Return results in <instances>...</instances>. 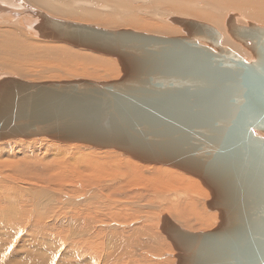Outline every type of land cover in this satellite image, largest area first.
Returning <instances> with one entry per match:
<instances>
[{
    "label": "water",
    "instance_id": "1",
    "mask_svg": "<svg viewBox=\"0 0 264 264\" xmlns=\"http://www.w3.org/2000/svg\"><path fill=\"white\" fill-rule=\"evenodd\" d=\"M29 11L21 18L33 35L113 57L121 75L100 82L0 76V142L46 137L112 148L192 175L218 221L192 232L163 213L160 230L175 264H264V26L225 20L252 56L244 59L220 44L213 26L193 19L168 17L184 32L169 37Z\"/></svg>",
    "mask_w": 264,
    "mask_h": 264
},
{
    "label": "bare ground",
    "instance_id": "2",
    "mask_svg": "<svg viewBox=\"0 0 264 264\" xmlns=\"http://www.w3.org/2000/svg\"><path fill=\"white\" fill-rule=\"evenodd\" d=\"M0 1V76L28 82L47 79L45 73L55 71L54 65L98 79V71L115 79L121 75L115 58L33 35L21 18L29 10H45L57 20L169 37L183 34L166 22L168 17L193 19L213 26L220 44L244 59L252 56L232 40L225 20L264 26V0ZM138 10L154 13L158 20L137 16ZM32 139L37 143L31 144ZM32 139L0 142L9 151L0 161V264H164L175 253L160 230L163 213L174 221L187 219L197 227L192 225V231L187 223L192 232L213 229L216 215L218 221V213L203 210L202 198L209 196L192 175L167 165L149 167L113 149L51 142L58 146L51 151L45 138ZM148 198L158 204L154 212H149ZM139 220L143 223L135 226ZM62 222L70 227L62 229ZM120 227H129L128 234Z\"/></svg>",
    "mask_w": 264,
    "mask_h": 264
},
{
    "label": "rangeland",
    "instance_id": "3",
    "mask_svg": "<svg viewBox=\"0 0 264 264\" xmlns=\"http://www.w3.org/2000/svg\"><path fill=\"white\" fill-rule=\"evenodd\" d=\"M3 1H0V3H2ZM196 8H200V9H205V8H203V7H196ZM44 11V13H46V14H48V15H50L47 11H45V10H43ZM139 11V10H138ZM157 12V11H156ZM147 13V14H146ZM158 13V12H157ZM137 16H140V17H143V18H148L149 20H151V21H156V20H158V16H156L155 17V15H154V13H150V12H147V11H139L138 13H135ZM171 15V14H170ZM66 21H72V22H78V23H82V22H79V21H76V20H66ZM168 20H166V22H167ZM168 23H169V21H168ZM169 24H171V22L169 23ZM171 25H173V24H171ZM174 26L175 27H177L178 29H180L181 31H182V34L184 35V32H183V30H182V28L180 27V26H178V25H176V24H174ZM121 28H123V27H121ZM124 28H129L130 29V27H124ZM123 28V29H124ZM137 31H139V30H137ZM144 33H149V32H146V31H144ZM151 34V33H150ZM233 40V39H232ZM234 42H235V40H233ZM60 43H64V42H60ZM236 43L237 44H239L241 47L243 46L241 43H239V42H237L236 41ZM242 48H245L244 46L242 47ZM84 49H82L81 51H83ZM247 50V49H246ZM248 51V50H247ZM88 52V51H87ZM90 52V51H89ZM90 53H93V54H95L94 52H90ZM96 55H101V54H96ZM102 56H104V55H102ZM113 58V57H112ZM53 67H55L54 68V70L55 71H53L52 70V72H49V73H45L46 74V76H48V78L47 79H45L44 78V80L43 79H41V80H43V81H45V80H52V81H60V80H57V77L59 76V77H61V78H59V79H61V80H72V79H75V77L76 78H82L83 77V79H91L92 81H96V82H100V81H107V80H111V78L112 79H115V78H113L112 76H109L108 75V73L107 72H103V71H101V72H103V73H101L100 71H98V76L100 77L99 79L98 78H94V77H87V76H82L81 74H79V73H73L72 71H67L64 67L62 68V66H53ZM61 67V68H60ZM29 69H33V67L31 68V67H28ZM35 69H33V72H36L37 70H36V68L37 67H34ZM62 69L61 71L59 70V69ZM36 70V71H35ZM64 71H66V72H64ZM56 74H55V73ZM67 72H68V74H67ZM61 73H63L62 74V76H61ZM64 73H65V75H64ZM73 73V74H72ZM67 74V75H66ZM70 74V75H69ZM73 76H72V75ZM96 74H97V71H96ZM102 74H104L103 75V77H102ZM50 75H52V76H54L55 77V75H56V77L54 78V77H52L51 78V76ZM69 75V76H68ZM70 76H72V77H70ZM78 76V77H77ZM80 76V77H79ZM107 79V80H106ZM260 133V132H259ZM256 134H258L257 132H256ZM258 135H260V136H262L263 134H258ZM46 142H48V147H49V149L52 151V150H54V149H57L58 148V146L57 145H52L51 144V142L52 143H57L56 141H53V140H50V139H48V138H46V137H42ZM20 138H18V139H14L15 141H17V140H19ZM32 139V138H31ZM22 140V139H21ZM29 140V139H28ZM23 141H27V140H23ZM36 141H38L37 139H32V140H30V142H31V144H36L37 142ZM59 143V142H58ZM80 145H86V144H80ZM87 146H90V145H87ZM90 147H93V146H90ZM93 148H96L97 149V147H93ZM99 149H101V150H105V148H99ZM107 149V148H106ZM109 149H112V148H109ZM112 151H114V152H116V153H118V154H121V155H124L125 156V153H122V152H120V151H117V150H115V149H113ZM8 154H9V151L8 150H6L5 148H3V146H0V161L2 162V161H4V159L8 156ZM131 157V156H130ZM139 163H141V164H144V165H146V166H149V167H151V165H155V164H146V163H142V162H140V161H138ZM175 169V168H174ZM177 172H179V173H182V171H178L177 169H175ZM182 174H184V173H182ZM200 187L202 188V190H205V191H203V192H205V193H207L206 195H208L209 197H207L206 199H208V198H210V195L208 194L209 192L207 191V189L206 188H203L204 186L203 185H201V183H200ZM207 191V192H206ZM203 197H205V195L203 196ZM203 200V201H202ZM202 203H204V204H202V206H203V210H207V211H209L210 212V210H208L207 209V207H206V204H205V199H203L202 198ZM145 200L143 199V202H144ZM147 201H149V198L146 200V203H147V205H150V209H149V212L150 211H153V210H157V206H158V204H150V203H148ZM152 205H154V206H152ZM152 206V207H151ZM147 209V208H146ZM206 211V212H207ZM214 211L215 210H213V213H214ZM154 212V211H153ZM152 212V213H153ZM204 212V211H203ZM211 212H212V210H211ZM211 212L210 213H208V215L210 214V215H212L211 214ZM215 213H217V211H215ZM206 214V213H205ZM153 215V214H152ZM159 215V214H158ZM213 220H215L214 218H212ZM179 219H177L176 218V220L175 221H178ZM186 221V222H185ZM212 221V220H211ZM210 221V222H211ZM216 221H217V215H216V220L214 221V223H216ZM213 222V221H212ZM143 223V220H139L138 222H135V226L136 225H140V224H142ZM178 223H180V224H182L183 226H185V228L184 229H186L187 228V226L189 227L190 225H191V229H193V227L195 226V228L197 229V227H196V225H194L193 223H191L190 221H187V219L186 220H184V222H183V220L181 219V220H179L178 221ZM187 223H191L190 225H188ZM185 224V225H184ZM182 225H181V227H182ZM187 225V226H186ZM192 225H193V227H192ZM68 227H70V223L69 222H62V229L64 228H68ZM78 227H79V225H78ZM128 228L129 227H125V228H122V227H120V228H118L117 230H119V231H121L122 232V234H124V235H127L128 234ZM132 228V227H131ZM183 228V227H182ZM109 229H111V228H109ZM196 229H193L192 231H196ZM186 230H188V229H186ZM189 231V230H188ZM163 234V233H162ZM161 234V235H162ZM163 236L166 238V236L163 234ZM167 239V238H166ZM168 240V239H167ZM169 241V240H168ZM170 242V241H169ZM171 244V243H170ZM171 248H172V250H173V247H172V244H171ZM175 253V250H173V254ZM147 258L149 259V260H152V261H155V259L153 258V256H150V255H147ZM175 261H176V259H175V257L173 256L172 257V255L169 257V259L167 260V261H165L164 262V264H175ZM162 264V263H161Z\"/></svg>",
    "mask_w": 264,
    "mask_h": 264
}]
</instances>
